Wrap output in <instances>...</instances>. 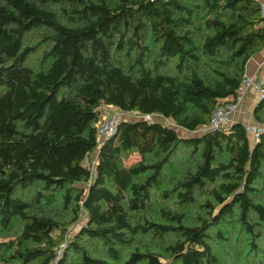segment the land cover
<instances>
[{
    "label": "trees",
    "instance_id": "16d2710c",
    "mask_svg": "<svg viewBox=\"0 0 264 264\" xmlns=\"http://www.w3.org/2000/svg\"><path fill=\"white\" fill-rule=\"evenodd\" d=\"M263 47L257 0H0V264H264V134L194 132Z\"/></svg>",
    "mask_w": 264,
    "mask_h": 264
},
{
    "label": "built area",
    "instance_id": "2783aa9c",
    "mask_svg": "<svg viewBox=\"0 0 264 264\" xmlns=\"http://www.w3.org/2000/svg\"><path fill=\"white\" fill-rule=\"evenodd\" d=\"M257 1L260 3L261 11L264 12V4L261 0ZM247 88H253L258 92L259 96L262 97L264 94V81L256 77H251L245 72L242 76L241 82L237 88L235 95L230 98L220 100L213 109L208 122L200 126L194 132H206L215 129H226L231 124V116L237 110L242 100L243 94ZM129 117L133 119H156V115H142L139 114L137 111H117L111 116H109L107 119L103 120L100 124H97L99 144H101L105 138L115 133L117 125L121 119H129ZM242 125L247 135L254 140H258L260 135L264 134V122L242 123ZM64 246V244H61L58 247L56 251L57 256L62 253Z\"/></svg>",
    "mask_w": 264,
    "mask_h": 264
},
{
    "label": "crops",
    "instance_id": "0c3cea01",
    "mask_svg": "<svg viewBox=\"0 0 264 264\" xmlns=\"http://www.w3.org/2000/svg\"><path fill=\"white\" fill-rule=\"evenodd\" d=\"M264 4V0H261ZM246 73L251 77H256L264 81V47L255 52L246 64ZM260 100V96L253 88H247L243 94L242 100L237 110L231 116V123H255L258 122L254 118L256 106ZM109 110H117L115 107L105 105ZM161 115H156L157 117ZM161 122L168 123L169 126L173 125L171 119L161 120ZM175 124L171 127H174ZM179 130H184L179 128Z\"/></svg>",
    "mask_w": 264,
    "mask_h": 264
},
{
    "label": "rangeland",
    "instance_id": "374dc122",
    "mask_svg": "<svg viewBox=\"0 0 264 264\" xmlns=\"http://www.w3.org/2000/svg\"><path fill=\"white\" fill-rule=\"evenodd\" d=\"M99 111H100V116H99L98 123L100 124L103 120L107 119L109 116H111L113 113H115V112H117L119 110H114V109L113 110L112 109L109 110L105 105H100L99 106ZM132 119L133 118L129 117V120H132ZM230 122H231V119H230ZM174 128L177 130L178 134H180L182 136H192V135L195 134L193 132H187L185 130H179V127H177V126H174ZM95 155L96 154H95V151H94V154L92 155L93 159L95 158ZM137 158H138V156L136 154H132L125 160V163L126 164H130L131 162L135 161ZM78 225H79V223H75L74 225H71V226L68 227L67 237H69V236L75 234V232H77Z\"/></svg>",
    "mask_w": 264,
    "mask_h": 264
},
{
    "label": "water",
    "instance_id": "95a60500",
    "mask_svg": "<svg viewBox=\"0 0 264 264\" xmlns=\"http://www.w3.org/2000/svg\"><path fill=\"white\" fill-rule=\"evenodd\" d=\"M157 118H158L157 120H159V121L164 120L163 116H158ZM250 139H252V138L250 137Z\"/></svg>",
    "mask_w": 264,
    "mask_h": 264
}]
</instances>
